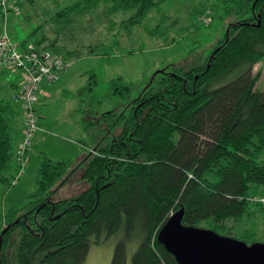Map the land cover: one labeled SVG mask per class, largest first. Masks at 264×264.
<instances>
[{"label":"trees","instance_id":"trees-1","mask_svg":"<svg viewBox=\"0 0 264 264\" xmlns=\"http://www.w3.org/2000/svg\"><path fill=\"white\" fill-rule=\"evenodd\" d=\"M163 1L71 0L50 20L60 32L105 4L107 16L132 11L120 21L131 27ZM221 4L224 36L208 52L186 65L169 64L154 71L128 100L133 84L121 77L111 79L108 95L125 101L121 108L104 111L97 120L80 118L92 140V145L85 144L88 153L82 161V178L89 184L85 190L51 201L73 172L75 160L40 155L35 189L25 203L4 213L0 264H83L92 235L99 238L105 231L108 237L119 229L125 239L117 242L111 264L124 263L125 240L136 244L131 264H180L157 239L175 212L182 210L183 225L203 228L205 221L207 229L237 239L238 222L264 211L250 201L264 194V90L252 89L253 66L264 58V0ZM46 39L42 35L21 44L39 46ZM45 48L61 55L53 42ZM62 58L69 61L68 56ZM234 70L240 72L233 79L212 87ZM98 83L92 73L76 93L77 110L83 115L94 112L86 109L85 100ZM19 113L18 102L0 100V183L7 186L14 185L19 169L12 135ZM16 233L17 239H12ZM254 234L244 227L238 240L247 243ZM256 242L260 241L253 238L247 244Z\"/></svg>","mask_w":264,"mask_h":264},{"label":"rangeland","instance_id":"rangeland-1","mask_svg":"<svg viewBox=\"0 0 264 264\" xmlns=\"http://www.w3.org/2000/svg\"><path fill=\"white\" fill-rule=\"evenodd\" d=\"M70 2L71 0H59L54 4L50 0H22L20 11L8 19L9 34L14 42L34 40L44 35L47 37L45 45L49 47L53 42L62 56H68L69 66L62 78L51 85L50 94H45L43 90L46 86L41 84L43 90L36 106L41 130L35 132L39 137L29 149L27 166L19 181L12 186L0 183V225L5 211L12 205L25 203L28 194L35 189L34 177L42 153L52 160H75L73 172L57 188L51 201L72 198L89 186L82 178L86 164H82V161L92 140L83 131L80 118L97 120L100 113L121 108L125 101L119 96L108 95L111 79L121 77L125 83H132L131 93L126 100L131 99L138 94L154 71L169 64L186 65L195 55L208 52L218 39L223 38L226 26V20L221 17V0H164L157 8L151 9L141 22L131 27H123L120 21L128 18L132 11L107 16L104 11L107 5L101 4L95 11L75 18L72 25L57 32L58 27L50 17ZM207 9L211 14L209 26L198 21ZM109 19L115 23L111 24ZM73 50L76 51L74 55L67 53ZM239 72L234 70L228 73L216 80L212 87L228 82ZM252 72L255 77L252 89L264 90V58L253 66ZM92 73L97 76L99 83L85 101L88 103L86 109L94 112L83 115L77 110L80 100L76 93L85 86ZM10 75L13 78L17 74ZM0 98L10 100L11 96L3 91ZM21 119L20 111L12 125L13 136L20 127ZM97 129V125L93 126V133ZM262 157L264 160V154ZM200 226L208 228L205 221ZM237 226L235 238H240L239 233L245 227L255 232L253 238L264 242V211L257 212L255 218L248 222H238ZM17 237L16 233L12 239ZM253 238L247 239V243H251ZM96 239L99 241L96 242ZM124 239L122 229L108 237L105 236V231L100 233L99 238L92 235L83 264H111L117 242ZM125 242L123 264H131L136 244ZM12 251L10 248L9 254L13 258Z\"/></svg>","mask_w":264,"mask_h":264},{"label":"built area","instance_id":"built-area-1","mask_svg":"<svg viewBox=\"0 0 264 264\" xmlns=\"http://www.w3.org/2000/svg\"><path fill=\"white\" fill-rule=\"evenodd\" d=\"M21 2V0H0V72L12 70L20 72L21 75L14 99L18 102L22 112L23 130L14 150V159L19 169L12 184H16L23 176L32 137L40 128V116L36 106L41 92V84L58 81L69 66L68 61L49 48H39L32 42L23 45L11 39L8 19L20 11ZM210 15V10L207 9L198 21L209 26ZM250 201L258 203L264 208V194L253 196Z\"/></svg>","mask_w":264,"mask_h":264},{"label":"water","instance_id":"water-1","mask_svg":"<svg viewBox=\"0 0 264 264\" xmlns=\"http://www.w3.org/2000/svg\"><path fill=\"white\" fill-rule=\"evenodd\" d=\"M182 210L175 212L157 235L180 264H264V243L246 242L210 229L181 223Z\"/></svg>","mask_w":264,"mask_h":264},{"label":"crops","instance_id":"crops-1","mask_svg":"<svg viewBox=\"0 0 264 264\" xmlns=\"http://www.w3.org/2000/svg\"><path fill=\"white\" fill-rule=\"evenodd\" d=\"M22 1V0H21ZM11 16H13V15H11ZM10 16V17H11ZM0 22H1V16H0ZM22 41H24V40H22ZM21 41V42H22ZM21 42H19L20 44H21ZM28 42H30V41H28ZM45 42H46V40L44 41V42H42L41 43V45H39V46H37V47H39V48H45L46 47V45H45ZM12 71V70H11ZM7 71V70H5V71H1L0 72V94L1 93H3V91L5 92V93H8V94H10V96H11V99L10 100H15L14 99V96H15V93L17 92V89H18V85H19V83H20V80H21V75H20V73H18V71ZM66 71H64L63 73H65ZM63 73H62V75H63ZM10 74H17L16 75V77H13V78H11L10 76ZM62 75H61V77H60V79L62 78ZM59 79V80H60ZM58 80V81H59ZM58 81H56V82H58ZM56 82H54V83H56ZM54 83H44L45 84V86H46V89H44L43 90V88L41 87V90H43L44 92H45V94L47 93V94H50V91H51V85L52 84H54ZM43 84V83H42ZM42 86V85H41ZM41 94H39V96H40ZM1 99H3V98H0V100ZM39 101V100H38ZM22 130H23V117H22V119H21V124H20V127L19 128H17L16 130H15V133H14V137H15V143L17 144V142L19 141V139L21 138V135H22ZM39 130H41V126H40V128L37 130V131H39ZM36 131V132H37ZM39 136H38V134L37 133H34V135H33V137H32V141H31V145H30V147L31 146H33L35 143V141L37 140V138H38ZM30 149V148H29ZM28 154H29V150H28V152H27V156H28ZM26 166H27V164H26ZM25 169H26V167H25ZM24 169V170H25Z\"/></svg>","mask_w":264,"mask_h":264}]
</instances>
